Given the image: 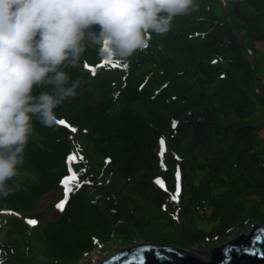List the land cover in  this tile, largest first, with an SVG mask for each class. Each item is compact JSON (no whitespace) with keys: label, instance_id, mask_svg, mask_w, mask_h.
I'll list each match as a JSON object with an SVG mask.
<instances>
[{"label":"trees","instance_id":"obj_1","mask_svg":"<svg viewBox=\"0 0 264 264\" xmlns=\"http://www.w3.org/2000/svg\"><path fill=\"white\" fill-rule=\"evenodd\" d=\"M198 2L128 65L89 51L67 69L81 80L57 109L69 127L36 124L0 200V264H79L132 235L216 250L264 230V89L243 49L262 60L264 0ZM51 193L65 206L43 222Z\"/></svg>","mask_w":264,"mask_h":264},{"label":"clouds","instance_id":"obj_2","mask_svg":"<svg viewBox=\"0 0 264 264\" xmlns=\"http://www.w3.org/2000/svg\"><path fill=\"white\" fill-rule=\"evenodd\" d=\"M198 9V0H0V200L15 192L36 124L54 130L57 109L76 97L81 80L67 69L89 51L128 65Z\"/></svg>","mask_w":264,"mask_h":264},{"label":"water","instance_id":"obj_3","mask_svg":"<svg viewBox=\"0 0 264 264\" xmlns=\"http://www.w3.org/2000/svg\"><path fill=\"white\" fill-rule=\"evenodd\" d=\"M259 234L264 239V230L253 229L252 232L241 235L231 240L220 249L210 250L209 254L203 252H181L168 245H140L130 250H120L117 253L103 260L100 264H128L135 259L132 253L144 258V264H209L213 258L218 264H264V246H258L249 251H236L244 247H251L242 244L252 235ZM139 264V260H135Z\"/></svg>","mask_w":264,"mask_h":264},{"label":"rangeland","instance_id":"obj_4","mask_svg":"<svg viewBox=\"0 0 264 264\" xmlns=\"http://www.w3.org/2000/svg\"><path fill=\"white\" fill-rule=\"evenodd\" d=\"M228 4H230V0H227ZM222 5L228 9L229 6L225 3V0H221ZM238 33V32H237ZM253 50H255L261 57L262 60L258 59L257 64L255 63V55L254 53H252V50L248 49L247 47H243V49L252 56V65H251V70H253V72H256L258 74V78L260 83H262V86L258 87L257 90H255V92H260L263 91L264 89V44L260 43V42H256L253 43L252 45ZM263 130L261 131V138L264 139V122L262 124ZM157 154L160 157H164L166 154V150L163 148L162 144L160 143L157 147ZM59 204L58 202V194L57 193H51L47 196H45L41 202L38 205V213L42 214V221L43 222H49V221H54L56 220L59 215H60V209L57 207V205ZM4 216H13L15 218H21L18 215H4ZM248 232L246 231H242L240 234H247ZM131 234H129L130 236ZM239 235V234H238ZM236 235H231L230 237L227 238V241L229 240H233V238L238 236ZM131 239H136L133 241H130L131 244H124V245H119V244H114L112 246L106 247L101 249L99 252L96 251V253H92L89 257H87L85 260H83L82 262H80L79 264H99L102 260L110 257L111 255L117 253V251H124V250H130L133 247H139L140 245H162V244H151L149 242L143 241L138 239L136 236L132 235L130 237ZM136 241V242H135ZM224 242L217 244L218 245H223ZM169 246V245H168ZM174 247V246H171ZM175 249H178L181 252H203L205 254H209L211 248L210 247H202V246H194V247H174Z\"/></svg>","mask_w":264,"mask_h":264},{"label":"snow or ice","instance_id":"obj_5","mask_svg":"<svg viewBox=\"0 0 264 264\" xmlns=\"http://www.w3.org/2000/svg\"><path fill=\"white\" fill-rule=\"evenodd\" d=\"M113 66H115V64ZM86 67H87V65H86ZM58 125H61V126H64V127H69V125L63 119H60L58 121ZM70 130L72 132H75L76 131L75 128H71ZM69 159H72V157H69ZM63 183H64V186L67 187L68 181L65 180V181H63ZM157 183H159V181H157ZM64 206H65V202H61L60 204L57 205V207L61 211L64 209ZM27 223L34 226L37 223V221L34 220V219H30V220L27 221ZM242 244L249 245L251 247H244L242 249H236V251L243 250V251H249V252H251L252 249H254V248L258 247V246H264V239L261 238V235L254 234L247 241H243ZM132 256L135 259L130 260L128 262V264H135V260L136 259L139 260V264H144V258L142 256H137L135 252L132 253ZM209 264H218V262L213 258L212 260L209 261Z\"/></svg>","mask_w":264,"mask_h":264}]
</instances>
